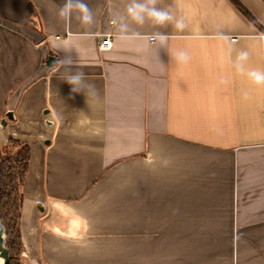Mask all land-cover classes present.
Returning a JSON list of instances; mask_svg holds the SVG:
<instances>
[{"label": "crops", "instance_id": "1", "mask_svg": "<svg viewBox=\"0 0 264 264\" xmlns=\"http://www.w3.org/2000/svg\"><path fill=\"white\" fill-rule=\"evenodd\" d=\"M64 2L0 0L1 18L41 37L0 22V121L14 113L0 144L31 149L23 264H264V86L234 65L247 50L264 70V32L230 0H161L183 31L146 22L123 37L112 20L127 0H86L90 26L59 19ZM240 2L264 29V1ZM65 43L87 96L45 63Z\"/></svg>", "mask_w": 264, "mask_h": 264}, {"label": "clouds", "instance_id": "2", "mask_svg": "<svg viewBox=\"0 0 264 264\" xmlns=\"http://www.w3.org/2000/svg\"><path fill=\"white\" fill-rule=\"evenodd\" d=\"M161 0H127L124 13L118 18H114L112 23L117 25L118 32L126 36L132 25L144 26L146 22H151L153 26H164L171 24L174 30L183 31L186 28L183 17L177 18L173 15L170 7H160ZM58 18L70 24L73 19L78 20L82 25L90 26L94 24V14L86 0H65L64 4L58 7ZM264 23V21H260ZM169 35L162 32H153L149 39L159 42L160 48L167 47ZM260 39H264V33L260 34ZM56 50H62L65 55L59 59L50 69L55 75L63 69L62 78L71 86L74 93L85 92V88L95 90L93 84H88L85 79V73L76 67L71 52L73 47L67 43L64 45H56ZM174 58L178 63H187L190 59L189 54L184 50H178L174 53ZM249 60V52L240 50L236 55L234 65L236 71L240 74H246L248 79L256 86H264V70L255 68H247ZM227 83V81H222ZM87 96V94H86Z\"/></svg>", "mask_w": 264, "mask_h": 264}, {"label": "trees", "instance_id": "3", "mask_svg": "<svg viewBox=\"0 0 264 264\" xmlns=\"http://www.w3.org/2000/svg\"><path fill=\"white\" fill-rule=\"evenodd\" d=\"M230 1L253 25L264 32L263 27L240 0ZM30 158V146L20 139L10 138L0 147V222L7 235L6 246L10 253L8 264H14L22 248V188L29 171Z\"/></svg>", "mask_w": 264, "mask_h": 264}, {"label": "water", "instance_id": "4", "mask_svg": "<svg viewBox=\"0 0 264 264\" xmlns=\"http://www.w3.org/2000/svg\"><path fill=\"white\" fill-rule=\"evenodd\" d=\"M0 22L4 23L6 25H10L17 30L25 32L26 34L35 38L37 42H39L41 40V37L38 34V32L32 30L31 28L14 25V24L6 21L5 19H3L1 17H0ZM43 51L47 52V48L44 47ZM44 57L46 59L45 63L47 66L50 67L56 63V59L53 55H45ZM7 119L14 120V113L12 111H8L6 113V117L1 119L0 125L2 127H5V125L7 123ZM0 176H1V169H0ZM6 240H7L6 231H5L2 223L0 222V264H8L9 263L10 253H9V249L6 246Z\"/></svg>", "mask_w": 264, "mask_h": 264}, {"label": "built area", "instance_id": "5", "mask_svg": "<svg viewBox=\"0 0 264 264\" xmlns=\"http://www.w3.org/2000/svg\"><path fill=\"white\" fill-rule=\"evenodd\" d=\"M232 40H237V37H232ZM112 47L111 34L105 35L104 39L99 42L98 48L100 51L108 50Z\"/></svg>", "mask_w": 264, "mask_h": 264}, {"label": "rangeland", "instance_id": "6", "mask_svg": "<svg viewBox=\"0 0 264 264\" xmlns=\"http://www.w3.org/2000/svg\"><path fill=\"white\" fill-rule=\"evenodd\" d=\"M5 143H7V141ZM4 145L5 144H0V147H3ZM21 242H22L21 252H20L19 256H16L14 264H23L24 263L23 260H22V255H21L22 251H23V241H22V239H21Z\"/></svg>", "mask_w": 264, "mask_h": 264}]
</instances>
